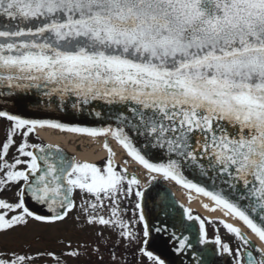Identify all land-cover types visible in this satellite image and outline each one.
I'll list each match as a JSON object with an SVG mask.
<instances>
[{
    "label": "snow or ice",
    "instance_id": "obj_1",
    "mask_svg": "<svg viewBox=\"0 0 264 264\" xmlns=\"http://www.w3.org/2000/svg\"><path fill=\"white\" fill-rule=\"evenodd\" d=\"M32 95L56 112L87 108L101 126L0 109V264L89 253L81 264H209V253L264 264V0H0V99L26 106ZM48 129L102 138L105 163L38 142ZM158 178L210 199L259 244L225 220L231 239L219 228L209 239L187 208L195 235L153 223L143 202ZM69 223L90 239L31 250L34 225Z\"/></svg>",
    "mask_w": 264,
    "mask_h": 264
},
{
    "label": "bare ground",
    "instance_id": "obj_2",
    "mask_svg": "<svg viewBox=\"0 0 264 264\" xmlns=\"http://www.w3.org/2000/svg\"><path fill=\"white\" fill-rule=\"evenodd\" d=\"M39 138L45 141L46 144L58 145L68 155L74 156L77 160L80 161L97 163L107 156V151L102 146L104 142L102 138L96 139L91 137H84L78 134L60 132L53 129L40 131ZM108 143H110L114 151L117 152L115 161L117 164H119L123 155L122 149L114 140H109ZM133 167L135 166L133 165ZM130 171H132V169H130ZM158 180L162 181V179L159 178ZM165 182L166 184L163 183V185L167 188L168 191H170L172 197H174L173 199L175 200V202L179 204L184 210L186 208L191 209V211H196L207 219L218 218L220 220H225L228 223H232L234 224V226L240 227L246 235H249L250 239L259 244V241L256 240L254 236H251L249 234V231L242 225L241 222L237 221L235 218L225 216L223 209L210 211L209 209L217 207L210 199L199 195L194 191L184 189L180 185H176L174 182ZM204 205H208V209H206Z\"/></svg>",
    "mask_w": 264,
    "mask_h": 264
},
{
    "label": "water",
    "instance_id": "obj_3",
    "mask_svg": "<svg viewBox=\"0 0 264 264\" xmlns=\"http://www.w3.org/2000/svg\"><path fill=\"white\" fill-rule=\"evenodd\" d=\"M0 109L13 111L15 114L21 115L22 117L25 118L54 119L69 125H79V126H88V127L101 126L94 120L93 116L89 114V110L87 108L82 113L81 112L73 113L71 108H69L67 111L56 112L51 109H46L44 105V101L38 95H32L28 100L26 106L24 104L16 105L11 100L4 101L0 99ZM170 209L173 210L174 208L171 206ZM182 220H183V212H180L179 217L177 219L173 218L172 213L170 214L169 217H166L165 213H163L160 215V217L157 220L152 222L158 224L161 221H163L169 227L170 232H177V234H179V231L181 230V226H182ZM184 235H195V233L194 231L192 233L185 232ZM170 243H171L170 241H167V234H164L161 238V241L155 246V250L158 253H165ZM186 258H187L186 256L168 257V259L172 261V264H179L180 260L182 259L186 260ZM206 259L209 261L210 264V258L206 257Z\"/></svg>",
    "mask_w": 264,
    "mask_h": 264
},
{
    "label": "rangeland",
    "instance_id": "obj_4",
    "mask_svg": "<svg viewBox=\"0 0 264 264\" xmlns=\"http://www.w3.org/2000/svg\"><path fill=\"white\" fill-rule=\"evenodd\" d=\"M7 127V122L0 120V141H2L5 137V130ZM39 142L45 143L41 138L38 140ZM97 165H100L101 162H97ZM132 169V168H130ZM162 182V183H161ZM158 186L165 189L166 187L163 185L166 184L165 181L157 180L153 182V184H157ZM143 184V183H142ZM170 192V191H169ZM133 198H135L133 196ZM178 206L184 211V209L178 204ZM193 215L199 216L202 219H204L206 222L211 221V223L206 224V229L208 232V236H211L215 234V229L219 228L220 232L219 234L224 239H230L229 234H227L226 230L223 229L222 225L219 224L220 219H207L206 217L200 215L196 211H192ZM84 236L85 231L81 229V226L79 224L72 225L69 223L68 226H60L56 229H51L45 231L40 226L34 225L32 230L28 233L27 240L31 242L32 248L31 250L37 251V250H44L48 249L51 251H55L59 253L61 249L64 248V244L71 242L73 247L75 248L78 244L84 243ZM63 241V243H62ZM80 251H83V249H78ZM81 261H84V257H81ZM81 261H76L75 259L69 261V264H81ZM38 264H54V262L50 258H43L42 260L38 261Z\"/></svg>",
    "mask_w": 264,
    "mask_h": 264
},
{
    "label": "flooded vegetation",
    "instance_id": "obj_5",
    "mask_svg": "<svg viewBox=\"0 0 264 264\" xmlns=\"http://www.w3.org/2000/svg\"><path fill=\"white\" fill-rule=\"evenodd\" d=\"M33 139H35V138H33ZM106 157L100 161L101 162L100 166H103V164L105 163ZM145 191H146V195H145L144 202H143L144 203V211L151 221L157 220L160 217V215L163 213H165L166 217H169L170 214L172 213L173 218L177 219L179 217L180 212H183L182 224L193 225V231H194V233L196 232V229H198V226H199V222L187 220L186 216L184 215V211L175 202V200L173 199L174 197H172L171 193L167 190V188L163 189V188L159 187L158 183H157L155 185L152 184ZM131 199H132V203L126 205L129 209L128 215L132 214V210H134L135 202H136V198L132 197ZM171 206L174 208L173 210L170 209ZM206 224H208V222H206ZM181 230H182V228H181ZM208 237H209V239H212L214 236L211 235ZM88 239H90V230L85 231L84 241L88 240ZM230 239H231V237H230ZM199 247L211 249L212 245H199ZM83 257H84V261H87L89 259H91L92 261L96 260V256L91 255L90 253L85 254ZM207 257L210 258V264H226V262L224 261V259L222 257L212 256L211 253H209ZM105 258L107 259L106 253H105Z\"/></svg>",
    "mask_w": 264,
    "mask_h": 264
}]
</instances>
